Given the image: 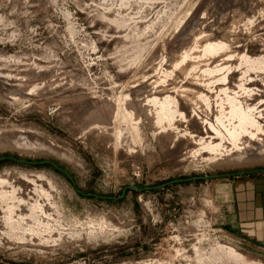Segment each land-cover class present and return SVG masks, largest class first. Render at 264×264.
Returning a JSON list of instances; mask_svg holds the SVG:
<instances>
[{
  "label": "rangeland",
  "instance_id": "rangeland-1",
  "mask_svg": "<svg viewBox=\"0 0 264 264\" xmlns=\"http://www.w3.org/2000/svg\"><path fill=\"white\" fill-rule=\"evenodd\" d=\"M263 151L264 0H0V158L223 176L2 162L0 264H264Z\"/></svg>",
  "mask_w": 264,
  "mask_h": 264
},
{
  "label": "bare ground",
  "instance_id": "bare-ground-1",
  "mask_svg": "<svg viewBox=\"0 0 264 264\" xmlns=\"http://www.w3.org/2000/svg\"><path fill=\"white\" fill-rule=\"evenodd\" d=\"M224 45V44H223ZM220 43L216 46V47H220ZM215 47V45L211 44L209 46V55L212 56V58L214 56H216L215 54L217 53V48ZM202 58V57H201ZM213 60V59H212ZM183 71H187V68L184 69ZM27 77V76H26ZM25 77V78H26ZM32 77V76H31ZM34 77V76H33ZM18 79V78H17ZM28 80V78H26ZM25 79V80H26ZM24 80V79H23ZM21 80V81H23ZM22 84V82H21ZM20 84V85H21ZM18 87V86H17ZM20 87V86H19ZM34 88V87H33ZM186 91H185V94L186 96L182 98L183 102L188 105V106H195V105H199L200 104V97H204L206 99L209 98V94L208 93H205V90L202 89L200 87V85H198V83H189L188 85H186ZM37 89V87H36ZM39 89V88H38ZM32 90V89H31ZM33 91V90H32ZM30 92V91H29ZM17 96V95H16ZM19 97V96H18ZM18 100V98H17ZM24 100V98H23ZM33 101V100H32ZM18 103V102H17ZM22 103V102H21ZM32 103V102H31ZM172 102L171 101H168L164 104V107H161V110H160V114H159V121L160 122H164V118L166 119V116H170V118L174 117L175 115V112H174V107H171L173 106L171 104ZM35 104V103H34ZM237 107V106H236ZM192 108V107H190ZM234 108V107H233ZM232 108V113L231 115L233 114V117L235 120H239L241 124H239V126L241 125L244 126V125H247L249 124L250 122H252L251 120V115L248 111H245L243 110L242 108ZM252 114V113H251ZM222 119V118H221ZM173 120V118H172ZM170 121V120H169ZM253 122H254V119H253ZM256 123V122H254ZM233 125V124H232ZM251 125V124H249ZM256 125V124H255ZM257 126V125H256ZM234 129H232L230 131V136L236 140L240 139V133L241 131L240 130H244V128L238 130L239 127H237L235 129V126H233ZM240 127V128H241ZM254 128H256L254 126ZM258 128V127H257ZM247 129V128H246ZM245 129V130H246ZM249 129V128H248ZM258 131V130H256ZM243 132V131H242ZM240 137V138H239ZM18 144V142H16ZM23 146L29 150H32L34 152H45V153H49V154H52L54 156H57V157H60V158H63V159H70V155H68L66 152L64 151H61L57 148H55L54 146H51L47 143H43V142H39V141H34V142H31V141H25V143L23 144ZM264 152V151H263ZM121 169H122V173L124 174V176L127 174V170H126V165L125 163L121 164ZM9 197V196H8ZM15 199V197H14ZM10 200V199H9ZM15 200H13L14 202Z\"/></svg>",
  "mask_w": 264,
  "mask_h": 264
},
{
  "label": "water",
  "instance_id": "water-1",
  "mask_svg": "<svg viewBox=\"0 0 264 264\" xmlns=\"http://www.w3.org/2000/svg\"><path fill=\"white\" fill-rule=\"evenodd\" d=\"M5 161H11V162H16L19 164H26V165H33V166H38V165H51L52 167H54L55 169H57L58 171L62 172L66 177H68L70 179V181L73 183L74 187L77 189V191L84 196H88V197H94V198H99V199H103V200H113V201H120L123 200L126 196V192L127 191H138V192H144V191H154V190H159L165 187H168L170 185H174L177 183H182V182H188V181H200V180H213V179H217L223 176H204V177H194V178H187V179H178V180H174V181H170L167 183H164L162 185H157V186H153V187H139L136 185H131L125 188V190L123 191L122 195L120 197H105V196H98L95 194H85L82 191H80L77 188L76 182L73 179V177L64 169H62L59 165H57L55 162L52 161H39V162H32V161H26V160H20L14 157H3L0 158V163L5 162ZM257 172H264V170L261 171H257ZM256 172V173H257ZM247 174H251V172L249 173H238V174H229V175H225L224 177H232L235 175H247Z\"/></svg>",
  "mask_w": 264,
  "mask_h": 264
},
{
  "label": "crops",
  "instance_id": "crops-1",
  "mask_svg": "<svg viewBox=\"0 0 264 264\" xmlns=\"http://www.w3.org/2000/svg\"><path fill=\"white\" fill-rule=\"evenodd\" d=\"M251 187H253V188H259V187H261V188H263L264 187V183H260V184H258V183H256V184H254V185H252V186H250V185H248V190L246 191L248 194H250L251 192L252 193H254V195H256L259 191H260V188L259 189H249V188H251ZM262 190V189H261ZM240 191L241 192H243L244 190H242V189H240ZM264 205V204H263ZM254 214H255V216H259V215H261V217L263 218V221H261V222H255V223H257V224H263L262 226V230H264V206L262 207V210H256L255 212H254Z\"/></svg>",
  "mask_w": 264,
  "mask_h": 264
}]
</instances>
